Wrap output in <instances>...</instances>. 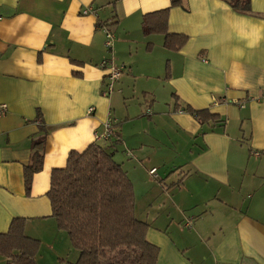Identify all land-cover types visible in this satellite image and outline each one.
<instances>
[{
    "label": "crops",
    "instance_id": "obj_1",
    "mask_svg": "<svg viewBox=\"0 0 264 264\" xmlns=\"http://www.w3.org/2000/svg\"><path fill=\"white\" fill-rule=\"evenodd\" d=\"M0 15V233L20 218L37 264L44 245L51 264L75 263L47 193L52 170L96 144L132 183L154 264H264V0H0ZM111 64L124 69L107 94Z\"/></svg>",
    "mask_w": 264,
    "mask_h": 264
},
{
    "label": "trees",
    "instance_id": "obj_2",
    "mask_svg": "<svg viewBox=\"0 0 264 264\" xmlns=\"http://www.w3.org/2000/svg\"><path fill=\"white\" fill-rule=\"evenodd\" d=\"M179 1L171 3L176 5ZM225 1L236 11L250 10V0ZM166 13V9L159 12L163 30ZM144 31H150L147 22ZM183 111L202 122L217 119L206 110ZM41 143L33 144L31 162L24 168L26 191L34 173L42 168ZM47 196L58 228L67 233L71 245L79 251L77 261L67 264H108L109 255L114 259L111 264L155 263L158 247L146 238L148 224L135 215L132 183L106 149L92 144L82 152L71 151L65 167L52 170ZM39 245L37 239L24 234L20 218H14L8 231L0 233V255L7 257L9 264H37Z\"/></svg>",
    "mask_w": 264,
    "mask_h": 264
},
{
    "label": "built area",
    "instance_id": "obj_3",
    "mask_svg": "<svg viewBox=\"0 0 264 264\" xmlns=\"http://www.w3.org/2000/svg\"><path fill=\"white\" fill-rule=\"evenodd\" d=\"M0 19H1V15H0ZM112 38L113 35L110 32L106 33V41H105V45L110 48L112 46ZM100 66L105 68L106 67V62H101ZM123 69L124 67L121 66H116L114 64H111L108 67V71H109V77H108V82H107V88H106V93L107 94H111L113 91V84L116 80H118L120 78V76L123 73ZM5 109V105H1V110L0 112L3 113ZM114 134V128H113V124L111 123L110 120H108L105 123V128H104V132L99 136L101 138H105V139H109L112 135ZM98 137V136H97ZM149 174L152 176H156V168H151L149 171ZM189 224V223H188Z\"/></svg>",
    "mask_w": 264,
    "mask_h": 264
},
{
    "label": "rangeland",
    "instance_id": "obj_4",
    "mask_svg": "<svg viewBox=\"0 0 264 264\" xmlns=\"http://www.w3.org/2000/svg\"><path fill=\"white\" fill-rule=\"evenodd\" d=\"M137 89H138V87H136ZM130 94V93H129ZM125 96H126V98H127V102L128 103H131L132 102V100H135V101H137V98H134V99H132L131 100V98L130 97H128L127 95L128 94H124ZM139 103H140V105H141V109L142 110H144V108H143V102H142V100L139 98ZM116 147H118V148H120L121 147V144L120 145H115ZM127 150V149H126ZM128 151V150H127ZM132 152V150L131 151H128V153H129V156H128V158H127V160H133V161H135V158H134V156H132V154L130 155V153ZM125 156V155H124ZM172 168H177V167H172ZM174 170V169H173ZM183 176V174L182 175H179V178L180 177H182ZM181 179V178H180ZM169 185H170V183H169ZM165 187H167V186H165ZM175 188H177L178 186L177 185H175L174 186ZM174 189V188H173ZM138 193V192H137ZM141 199V198H140ZM138 202H139V200H138ZM39 244H40V242H39ZM47 248L45 247V245L43 246V248H42V256L44 257V260H43V262H41V264H51V256H50V254H48L47 253Z\"/></svg>",
    "mask_w": 264,
    "mask_h": 264
}]
</instances>
